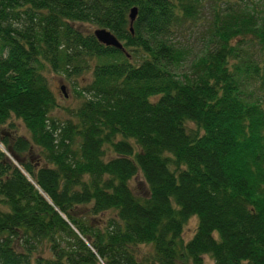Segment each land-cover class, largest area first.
<instances>
[{"label":"trees","instance_id":"16d2710c","mask_svg":"<svg viewBox=\"0 0 264 264\" xmlns=\"http://www.w3.org/2000/svg\"><path fill=\"white\" fill-rule=\"evenodd\" d=\"M48 68L90 75L63 119ZM0 145V264H264V0H0Z\"/></svg>","mask_w":264,"mask_h":264},{"label":"rangeland","instance_id":"374dc122","mask_svg":"<svg viewBox=\"0 0 264 264\" xmlns=\"http://www.w3.org/2000/svg\"><path fill=\"white\" fill-rule=\"evenodd\" d=\"M207 6L208 5L200 10V13L195 19L183 21L181 24L176 26L170 35L171 40L183 47L187 53L186 61L180 71L185 70L188 62L196 55H199L203 50V37L206 28L205 26L209 18V7ZM81 28L92 33L93 29L96 27L84 24L81 25ZM83 71L86 70H80L77 74L70 76H66L62 72L53 71L49 68L44 72L47 84L55 95L58 104V107L52 113L53 116H56L59 119H63L68 116L69 111L79 105L80 97L78 96V94H76V90H78L79 87L84 86L90 79V75L88 74V72ZM8 123H11L13 125V131H11V134L28 137V133L20 120L11 117ZM0 148L2 149L1 145ZM34 150L35 149L33 148L32 151ZM30 159L32 162H36V158L33 157L32 154L30 155ZM129 184L136 194H146V187L139 172L133 178H131ZM109 215L110 213L106 212L103 214V217L106 218ZM195 225L196 218L194 216L190 217L185 222L180 235V238L183 242L187 241L191 237ZM136 253L138 255H147L149 257L148 254H152V248L149 245H139L136 248ZM42 254L44 256L48 255L45 250L42 251ZM180 264L191 263L183 262ZM202 264H213V261L208 255H203Z\"/></svg>","mask_w":264,"mask_h":264},{"label":"water","instance_id":"95a60500","mask_svg":"<svg viewBox=\"0 0 264 264\" xmlns=\"http://www.w3.org/2000/svg\"><path fill=\"white\" fill-rule=\"evenodd\" d=\"M136 15V7L132 6L128 11L129 29L131 31V23ZM94 38L105 46H111L120 50H124L121 42L107 29L96 27L92 31Z\"/></svg>","mask_w":264,"mask_h":264}]
</instances>
